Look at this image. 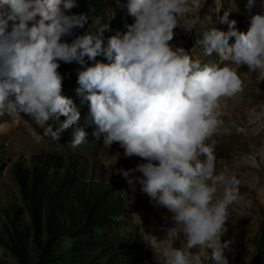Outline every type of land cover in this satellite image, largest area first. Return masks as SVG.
Returning a JSON list of instances; mask_svg holds the SVG:
<instances>
[{
  "label": "clouds",
  "instance_id": "1",
  "mask_svg": "<svg viewBox=\"0 0 264 264\" xmlns=\"http://www.w3.org/2000/svg\"><path fill=\"white\" fill-rule=\"evenodd\" d=\"M116 3L134 22L105 45L107 23L95 34L76 33L89 19L71 11L78 0H0V117H30L44 135L59 140L81 118L75 102L63 95L58 71L61 62L75 61L81 65L75 91L89 107L93 136L103 137L109 148L118 144L126 159L144 161L116 174L171 213L174 226L162 228L165 238L152 248L157 264H229L231 241L221 237L229 208L239 200L240 180L227 168L217 172L208 141L224 129L221 101L243 90L238 69L247 66L264 82V14L251 15L243 32L225 11L218 19L227 30L207 29L196 42L204 56L219 57V63H206L171 43L176 28L191 31L181 18L200 8L201 0ZM255 4L247 0L249 13ZM86 137L77 127L70 142L75 147Z\"/></svg>",
  "mask_w": 264,
  "mask_h": 264
},
{
  "label": "rangeland",
  "instance_id": "2",
  "mask_svg": "<svg viewBox=\"0 0 264 264\" xmlns=\"http://www.w3.org/2000/svg\"><path fill=\"white\" fill-rule=\"evenodd\" d=\"M126 2L121 0V3ZM78 3L79 7L71 11L86 13L89 19L85 27L77 29L76 33L95 34L101 24L107 23L110 30L103 33L105 45L108 37L125 32L126 25L134 22L126 8L117 6L116 0H78ZM246 3L247 0H201L200 8L193 9L181 18L182 22L192 25L191 31L176 28L171 43L190 51L194 59L219 63L215 53L212 57L204 56L203 49L196 42L207 29L217 27L227 30V25L218 19L225 11L230 13L229 20L237 21L238 30L246 32L250 26V16L264 14V0H256L251 13L245 8ZM97 20L100 23L95 25ZM233 42L234 38L230 40V43ZM97 60L104 58L98 56ZM80 70L81 65L75 61L61 62L58 69L63 77V95L71 98L81 113L78 123L65 130L59 140L44 135V128L36 125L30 117L22 114L0 117V264H35L39 249L14 177L16 165L26 169L34 165L46 166L49 173L57 171L59 176L69 172L75 177V182L86 183L117 197L122 205L121 214L112 218L111 226L96 227L94 237L102 238L124 231L139 236L143 243L145 264H157L152 248L159 246L158 240L165 238L162 228L174 226L171 213L150 203L149 197L140 192L139 185L133 192L124 178L115 172V169L133 168L144 161L138 157L126 159L118 144L114 143L109 148L103 144V137L97 140L93 136L95 125L89 122V107L81 103L75 91ZM238 71L243 80V90L231 98L223 99L219 109V118L228 131L221 129L208 141L214 146L217 172L227 168L240 180V197L229 208L227 231L222 235L221 242L231 241L232 250L225 253L229 264H264V82H259L258 72H249L247 66H242ZM64 119L61 117V121ZM56 126L54 124V128ZM77 127L83 128L87 137L74 147L70 141ZM59 217L66 222L65 215ZM10 222L16 223L24 235L19 247L21 263L8 249L11 244L6 230ZM40 240L42 245L45 242L44 235ZM69 241L61 237L47 245L49 255L57 256L47 264H74ZM173 246L179 248L180 241H176ZM205 264H211V261L205 260Z\"/></svg>",
  "mask_w": 264,
  "mask_h": 264
},
{
  "label": "trees",
  "instance_id": "3",
  "mask_svg": "<svg viewBox=\"0 0 264 264\" xmlns=\"http://www.w3.org/2000/svg\"><path fill=\"white\" fill-rule=\"evenodd\" d=\"M46 166L26 169L16 165L14 177L26 206L34 240L39 249L35 264H47L57 256L49 255L47 245L59 238H68L74 264H145L143 243L128 231L94 237L96 227H109L112 218L121 214L120 200L86 183L75 182L69 172L59 176L49 173ZM66 216L63 222L59 215ZM9 251L21 263L24 235L16 223L7 228ZM45 242L41 245L40 238ZM51 256V257H49Z\"/></svg>",
  "mask_w": 264,
  "mask_h": 264
}]
</instances>
